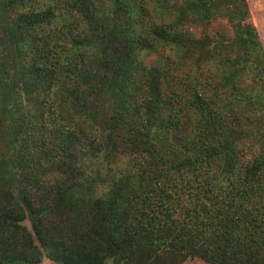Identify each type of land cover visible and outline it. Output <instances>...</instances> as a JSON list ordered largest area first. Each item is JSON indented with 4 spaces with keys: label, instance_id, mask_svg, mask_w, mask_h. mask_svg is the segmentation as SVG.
Returning <instances> with one entry per match:
<instances>
[{
    "label": "trees",
    "instance_id": "1",
    "mask_svg": "<svg viewBox=\"0 0 264 264\" xmlns=\"http://www.w3.org/2000/svg\"><path fill=\"white\" fill-rule=\"evenodd\" d=\"M0 28V264H264L247 0H0ZM126 150L139 176L103 171Z\"/></svg>",
    "mask_w": 264,
    "mask_h": 264
},
{
    "label": "rangeland",
    "instance_id": "2",
    "mask_svg": "<svg viewBox=\"0 0 264 264\" xmlns=\"http://www.w3.org/2000/svg\"><path fill=\"white\" fill-rule=\"evenodd\" d=\"M249 12H250V20L254 27L256 28L260 41L262 42L264 48V0H247ZM4 38V32L2 28H0V39ZM1 43V42H0ZM0 47H3L2 44ZM1 51V50H0ZM8 51L0 56V65L6 64V68L3 71H0V79H7L9 83L4 88L0 87V97L3 95L2 92L9 96V93L12 92L14 78V69L10 66L11 59L7 57ZM14 55V53H13ZM146 62L148 64H154L157 61V54H150L146 57ZM1 82V81H0ZM10 98V97H8ZM11 100V99H10ZM1 108V106H0ZM103 159V158H102ZM103 169L104 172L109 173L111 176L117 175L121 172H127L135 176H139V173H136V170L141 167V169L145 168V165L141 163L142 159L140 155L134 154L130 152V150H126L119 154V151L115 153L114 159H103ZM64 210V209H61ZM30 229V224L28 221L23 223ZM39 264H55L45 256H43L41 262ZM106 264H113L112 262H107ZM184 264H208L201 259L194 258L188 259L184 262Z\"/></svg>",
    "mask_w": 264,
    "mask_h": 264
}]
</instances>
